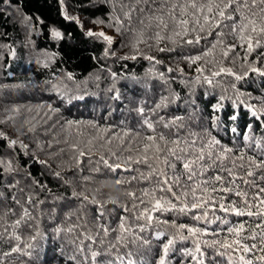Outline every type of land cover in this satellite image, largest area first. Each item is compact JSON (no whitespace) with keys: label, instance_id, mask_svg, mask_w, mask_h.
<instances>
[{"label":"trees","instance_id":"obj_1","mask_svg":"<svg viewBox=\"0 0 264 264\" xmlns=\"http://www.w3.org/2000/svg\"><path fill=\"white\" fill-rule=\"evenodd\" d=\"M120 2L65 0V10L82 21V28L63 18L59 0H0V132L5 134L0 137V159L11 161L13 167L18 168V172L4 174L0 166V209L7 206L16 212V215L7 217L4 226H0V233H3L0 238V264H92L86 247L92 242L85 240V251H80V240L84 239L82 232L85 230L77 227L71 232L67 231L73 225L84 223V219H78L80 213L76 211L81 200L74 197L73 192H85L88 189L87 195L91 197L95 194L98 200L105 202L106 211L102 221L96 219L99 205L88 203L84 208L88 214V226L95 235L99 223H110L112 228H116L121 215H131L123 210L125 205L128 208L132 206V200L123 195L125 189L131 187L136 190L147 186L143 182L133 181L131 186L125 184L117 190L112 180L135 175L123 170H118V175L113 176L107 169H103L105 176L96 179L104 183L84 181L83 177L94 175L91 168L95 166L98 156L91 164L87 156L81 158L82 164L78 167L70 159V145L85 141L95 135L97 129L87 123L68 125L69 120L92 121L101 128L108 127L110 131L104 135L111 136L125 127L139 128L143 117L137 109L143 107L144 117L153 121L160 117L166 121L182 117L177 121V125H183L182 135L190 131L197 132L203 137L204 143L213 137L218 140V150L226 146L236 150V156L244 153L245 167L248 156L259 158L261 149L257 148V142L264 146V76L248 71L247 63L237 59L234 64L227 63L225 66L232 67L242 79L222 75L214 78L212 84L197 83L194 79L198 75L194 70L195 65L189 68L184 61L177 59L176 54L160 53L155 47L148 49L147 45L140 44L138 47L144 53L163 63L155 64L145 59L131 47L133 36L125 30L128 23L120 11ZM124 2L128 3L129 0ZM17 8L21 10L19 14ZM25 14L32 18L27 25L21 23V17ZM117 16L121 17L124 24L120 31L117 30L120 26L114 20ZM97 19L103 20L104 24L94 25L92 21ZM52 28L61 31L63 38L54 39L50 34ZM87 28H101L104 32L111 29L116 40L109 46L102 39L84 35ZM106 48H110L115 55L105 56ZM237 51L241 52V56L244 55L240 49ZM257 52H264V49H257ZM257 52L249 56L248 62L264 70V57L257 58ZM132 55L136 58H120ZM242 63H245L243 68ZM169 67L183 68L184 74L181 75L179 71L169 72ZM246 71L247 75L244 76ZM70 74L72 79H68ZM205 74L210 75L208 72ZM162 96L168 97L166 106L156 109ZM253 111L256 115H253ZM233 116L236 119H232ZM177 125H173L172 131L176 130ZM9 140H17V143L10 145ZM66 140L69 143H64ZM21 143L27 147H21ZM199 143L201 141L197 140ZM49 144L52 148L48 147ZM61 148L65 151L55 155ZM41 160L47 163L41 164ZM239 171L243 174V170ZM56 172L61 175L57 177ZM5 180L13 183L19 180L20 187L25 189L24 193L3 186ZM33 180L39 181V185L34 184ZM94 188H99L100 192L94 193L91 190ZM29 193L33 196L32 203H25V206L30 217L19 228L13 229L10 225L22 214V210L13 202L12 197L15 195L26 202ZM112 199L119 203H108ZM201 211L193 210L188 215L168 212L161 219L170 223L175 220L177 224L197 225L192 216ZM216 215L223 217L225 214L217 211ZM208 219H213L211 208ZM227 219L235 223L250 218L229 216ZM197 226L208 228L209 231L227 227L219 221L213 224L200 222ZM57 227L62 231L57 233ZM157 231H166L169 236L175 233L174 228L164 224L154 225L145 231L142 235L152 240L153 247L152 251L145 247L139 249L134 257L137 264H141V261L143 264H156L160 254L156 247L160 241L154 239ZM16 235L20 236L19 241L15 239ZM222 235H227L226 231ZM115 236L116 233H112L104 238L101 231L100 238L105 240L103 248H107L109 241L114 243ZM167 238L165 236L162 239ZM213 238L203 237L208 241ZM13 247H18L20 251L5 257L3 254L11 252ZM100 247L97 240L93 248ZM184 247L192 248L191 240L176 244V251L169 258L170 264H194L191 257L183 256L181 249ZM204 251L207 253L202 258L205 264H212L213 258L220 264H227V256H217L216 249L204 248ZM125 252L126 248L120 249V254ZM262 254L256 250L251 255L253 264H264L256 259ZM116 255L113 250L112 255L103 259L119 264L115 260ZM234 264L239 262L234 261Z\"/></svg>","mask_w":264,"mask_h":264},{"label":"snow or ice","instance_id":"obj_2","mask_svg":"<svg viewBox=\"0 0 264 264\" xmlns=\"http://www.w3.org/2000/svg\"><path fill=\"white\" fill-rule=\"evenodd\" d=\"M59 2L63 18L83 28L82 21L65 10V0ZM16 11L19 14L21 10L17 8ZM120 11L128 23L125 30L133 36L131 47L135 53L143 55L149 61H154L155 64H162L163 61L144 53L138 45L145 44L148 49L155 47L160 53L176 54L177 59L184 61L189 68L195 65L194 70L198 75L194 79L197 83L212 84L214 78L222 75L234 76L236 80L242 79L243 77L232 67L225 66L227 63L234 64L237 59L247 63L248 71L258 72L264 76V70L248 62L252 53L257 52V49H264V0H129L128 3L121 0ZM31 19L26 14L22 15L21 23L27 25ZM114 20L120 26L118 31L124 28L120 16L114 17ZM92 23L102 25L104 21L97 19ZM108 26L112 27V24ZM50 34L57 40L63 38L62 32L56 28H52ZM121 34L123 35V32ZM84 35L102 39L109 46L113 44V37L102 30L94 31L92 28H87ZM237 49L243 51L244 55L241 56V52ZM104 55L114 56L115 52L106 48ZM259 57H264V52H257V58ZM120 58L135 59L136 56ZM245 63L241 64V68L245 67ZM168 71H179L181 75L184 74V69L179 67L177 69L169 67ZM206 72L210 75H206ZM160 75L163 77V73ZM246 75L247 71L244 73V76ZM68 79H72L71 74ZM232 87L235 88V85L233 84ZM167 101L168 97L162 96L161 103L156 104V109L166 106ZM53 110L58 111V109ZM137 111L143 117L139 128L125 127L111 136L104 135L110 131V128H101L92 121H67L68 125L87 123L93 129H97V133L85 141L70 145L72 149L70 159L78 167L82 164L81 158L87 156L91 164L98 156L95 166L91 168L94 175L83 177L84 181L93 184L104 183L105 181L96 179L105 176L103 169H107L113 176L118 175V170H123L125 173H135V175L112 180L117 190L125 184L131 186L133 181L147 185L136 190H132L131 187L125 189L123 195L132 200V206L128 208L125 205L123 210L131 215H121L116 228H112L110 223L107 225L99 223L95 235L88 226L86 219L88 214L84 208L88 203L99 205L96 219L102 221L106 211L105 202L98 200L95 194L91 197L87 195L88 189L85 192L74 191L73 196L81 200L80 207L76 210L80 213L78 219H84V223L73 225L67 231L71 232L77 227L85 230L82 232L84 239L80 240V251H85L84 241L89 240L92 243L86 247L92 264H113V261L103 259L112 255L113 250L117 253L115 260L119 261V264H125V261L127 264H137L134 257L139 249L145 247L152 251L153 247L152 240L142 234L154 225L164 224L174 228L175 233L169 236L166 231L156 232L154 239L160 241L156 246L160 253L156 264H170L169 258L175 253L176 244L188 240H191L193 247H184L181 251L185 258L191 257L194 264H205L202 258H205L207 253L204 248L216 249V255L221 258L227 256V264H234V261H238L239 264H253L251 255L256 250L264 253V146L257 142V148L261 149L259 158L248 156V164L245 167L244 153L236 156L234 154L236 150L226 146H221L218 150L216 146L220 145V142L214 137L204 143L203 137L197 132L190 131L187 135H182L183 125H177V121L182 117H175L171 121L160 117L153 121L144 117L143 107L138 108ZM152 112L155 114V109ZM253 115H256L255 111ZM232 119L236 117L233 116ZM173 125H177L175 131H172ZM4 135L0 132V137ZM197 140L201 143L197 144ZM16 143L17 140H9L10 145ZM64 143L69 142L66 140ZM81 143H83L82 147ZM21 147L26 148L27 145L21 143ZM48 147L52 148V145L49 144ZM64 151L61 148L55 155H60ZM39 162L47 163L43 160ZM0 166L4 174L18 172V168L13 167L11 161L0 159ZM239 170H243V174ZM55 175L59 177L61 174L56 172ZM33 183L39 185V181L33 180ZM3 186L18 189L19 193L25 191L20 187L19 180L15 183L5 180ZM91 190L94 193L100 192L99 188ZM233 196L236 198L233 199ZM32 199L31 193L28 194L26 202H22L15 195L12 197L13 202L21 208L22 214L10 225L11 228H19L25 219L30 217L25 203H32ZM108 203L118 204L119 201L112 199ZM210 208L212 220L208 219ZM193 210H202L200 214L192 216V219L197 221V225L200 222L213 224L219 221L222 226L227 227L209 231L208 228L197 225L177 224L175 220L170 223L161 219L164 213L188 215ZM217 211L225 215L217 216ZM155 213L161 215L157 216ZM9 215H16L15 210L7 206L0 209V226L6 224ZM229 216L250 219L232 223L227 219ZM55 231L59 233L62 229L57 227ZM101 231L104 238L116 233L115 242L109 241L107 248H103L105 240L100 238ZM225 231L227 235H222ZM165 236L168 238L162 239ZM206 236L214 238L208 241L203 239ZM2 237L3 233H0V238ZM15 239L19 241L20 236L16 235ZM97 240L101 247L94 249L93 245ZM121 248H126L127 252L120 254ZM17 251L20 249L13 247L11 252H5L3 255L7 257ZM88 255L85 256V261L88 260ZM256 259L264 262V254ZM212 264H220V262L213 258Z\"/></svg>","mask_w":264,"mask_h":264},{"label":"rangeland","instance_id":"obj_3","mask_svg":"<svg viewBox=\"0 0 264 264\" xmlns=\"http://www.w3.org/2000/svg\"><path fill=\"white\" fill-rule=\"evenodd\" d=\"M94 31H101V28H97ZM105 33L111 37H113V42L116 40V35L113 33L111 29L105 31Z\"/></svg>","mask_w":264,"mask_h":264}]
</instances>
